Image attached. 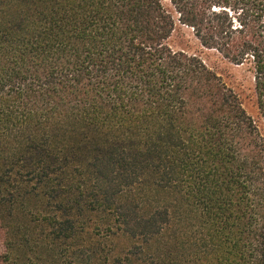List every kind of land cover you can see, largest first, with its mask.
I'll return each instance as SVG.
<instances>
[{
	"label": "trees",
	"instance_id": "obj_1",
	"mask_svg": "<svg viewBox=\"0 0 264 264\" xmlns=\"http://www.w3.org/2000/svg\"><path fill=\"white\" fill-rule=\"evenodd\" d=\"M0 227V264H264V0H0Z\"/></svg>",
	"mask_w": 264,
	"mask_h": 264
},
{
	"label": "rangeland",
	"instance_id": "obj_2",
	"mask_svg": "<svg viewBox=\"0 0 264 264\" xmlns=\"http://www.w3.org/2000/svg\"><path fill=\"white\" fill-rule=\"evenodd\" d=\"M170 44L176 50L198 53L221 80L239 94L247 111L254 117L258 115L254 95V80L248 65H235L228 62L227 59L214 50L201 49L193 35L192 29L186 26L176 28ZM3 239L4 234L0 227V256L4 252Z\"/></svg>",
	"mask_w": 264,
	"mask_h": 264
}]
</instances>
